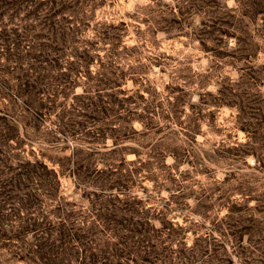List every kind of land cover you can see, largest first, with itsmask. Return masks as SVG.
Wrapping results in <instances>:
<instances>
[{"label": "trees", "instance_id": "16d2710c", "mask_svg": "<svg viewBox=\"0 0 264 264\" xmlns=\"http://www.w3.org/2000/svg\"><path fill=\"white\" fill-rule=\"evenodd\" d=\"M85 1L0 0V91L4 89L11 104L0 107V264H154L169 258L168 249L189 229L168 217L166 207L147 206L132 192L137 168L128 164L135 160L117 154L116 138L103 149L95 144L115 121L124 128H132L134 119L146 124L139 89L131 93L121 87L128 71L118 76L117 88L106 98L84 89L69 100L66 88L76 86L75 64L88 56V48L78 49L79 28L72 23ZM234 2L229 7L227 0H201L203 8H210L197 25L198 37L217 55L251 59L261 44L251 30L259 17L264 40V0ZM180 22L174 18L166 30ZM119 27L109 24L105 33L117 37ZM231 37L235 43L229 52L220 50L219 44L227 47ZM70 48L80 59L66 57ZM233 88L219 84L215 92H199L198 103H211V96L239 107L241 94ZM18 98L24 112L16 119L12 107ZM48 111L59 118L57 130L78 133L82 142L60 144L51 132L42 133ZM20 124L25 133L42 134L39 152L22 154ZM88 125L97 128L85 130ZM62 174L77 180L70 194L61 192ZM168 189L175 200L189 195L172 182ZM194 197L195 211L206 213L208 197ZM257 199L252 206L249 199L234 201L219 221L226 222V234L238 239L241 252L251 256L250 264H264V198ZM221 244L199 235L189 249L202 257H219L214 264H224L229 257L221 255Z\"/></svg>", "mask_w": 264, "mask_h": 264}, {"label": "rangeland", "instance_id": "374dc122", "mask_svg": "<svg viewBox=\"0 0 264 264\" xmlns=\"http://www.w3.org/2000/svg\"><path fill=\"white\" fill-rule=\"evenodd\" d=\"M190 1L86 0L83 12L72 23L79 28L78 49L88 48L87 61L75 64L76 86L66 90L69 100L84 89L91 95L100 92L106 98L117 88L118 76L128 71L121 87L131 93L139 89L143 95L138 101L146 124L134 119L132 128H124L115 121L105 131L106 137L100 136L95 144L103 149L116 138L117 154L127 161L135 160L128 164L137 168L132 192L145 199L147 206L166 207L168 217L189 227L168 249L170 257L154 264H214L219 257H202L189 249L199 235L222 243L221 255L229 257L224 264H250L251 256L241 252L238 239L226 234V222L219 221L234 201L249 199L252 206L257 198H264L262 18L251 26L261 43L256 56L241 60L232 55L220 56L203 47L198 37L197 25L207 17L210 7L203 8L201 0ZM234 3L227 0L229 7ZM174 18L181 22L168 32L166 28ZM109 24L120 25L115 29L117 37L105 33ZM234 43L231 37L229 45L219 44V49L229 52ZM68 51L69 60L79 58L75 49ZM219 84L234 85L233 89L241 94L239 107L211 96V103H198L199 92H215ZM2 92L4 89L0 91L3 108L5 103L11 104ZM13 107L17 119L24 112L22 98L15 100ZM58 119L55 111L46 112L41 132H51L60 144L82 142L78 133L66 135L57 130ZM90 128L96 129L97 125H88L85 130ZM19 129L25 138L22 154L39 152L44 143L42 134L25 133L21 124ZM171 176L176 179L171 181ZM170 182L189 193L185 200L171 197ZM75 186V178L61 175L62 193L70 194ZM196 195L208 197L206 213L195 211Z\"/></svg>", "mask_w": 264, "mask_h": 264}]
</instances>
